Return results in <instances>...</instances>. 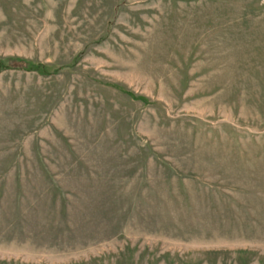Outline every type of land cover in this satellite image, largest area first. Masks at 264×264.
Returning a JSON list of instances; mask_svg holds the SVG:
<instances>
[{
    "label": "rangeland",
    "instance_id": "rangeland-1",
    "mask_svg": "<svg viewBox=\"0 0 264 264\" xmlns=\"http://www.w3.org/2000/svg\"><path fill=\"white\" fill-rule=\"evenodd\" d=\"M10 57L0 264H264V0H0Z\"/></svg>",
    "mask_w": 264,
    "mask_h": 264
},
{
    "label": "trees",
    "instance_id": "trees-1",
    "mask_svg": "<svg viewBox=\"0 0 264 264\" xmlns=\"http://www.w3.org/2000/svg\"><path fill=\"white\" fill-rule=\"evenodd\" d=\"M6 68L36 70L42 74L47 73L46 66L42 64H36L34 62L28 61L20 57H10V58L0 59V70L6 69Z\"/></svg>",
    "mask_w": 264,
    "mask_h": 264
}]
</instances>
